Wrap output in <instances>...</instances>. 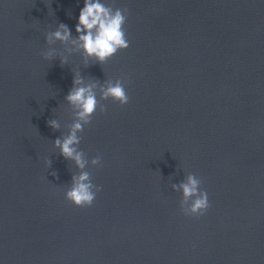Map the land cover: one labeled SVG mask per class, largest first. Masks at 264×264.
<instances>
[{"label": "water", "instance_id": "obj_1", "mask_svg": "<svg viewBox=\"0 0 264 264\" xmlns=\"http://www.w3.org/2000/svg\"><path fill=\"white\" fill-rule=\"evenodd\" d=\"M101 2L128 9L130 42L103 69L41 55L59 23L76 36L84 0H0V264H264V0ZM76 71L126 76L130 97L82 133L102 162L89 208L66 201L77 170L52 146ZM188 173L211 205L199 218L171 187Z\"/></svg>", "mask_w": 264, "mask_h": 264}, {"label": "clouds", "instance_id": "obj_2", "mask_svg": "<svg viewBox=\"0 0 264 264\" xmlns=\"http://www.w3.org/2000/svg\"><path fill=\"white\" fill-rule=\"evenodd\" d=\"M46 6L49 12L50 6ZM51 14L54 15L52 8ZM128 15L127 8H115L102 3L101 0H84L75 27L76 36L73 37L66 24L59 23L55 31H49L45 35L48 48L41 53L42 58L45 61L59 59L60 66L64 67L69 65L70 56L79 53L85 68L99 64L103 69L108 61L130 47L125 27ZM57 43L64 46L62 52L53 47ZM72 73V88L65 96V102L73 113V122L67 126V134L52 141V146L54 151L77 170L72 174L70 186L65 191L66 201L76 208H89L93 205L97 193L102 191V187L92 182V174L86 169L89 165L93 168L101 167L102 162L100 156L89 161L86 153L80 149L82 133L85 127L91 124L97 110L100 114L106 112L102 101L111 100L121 107L129 103L130 97L126 91L128 78H108L101 83L94 77L85 78L79 71ZM47 126L53 131L61 129L58 119L48 120ZM43 162L49 170L52 166L51 158H45ZM51 175L58 178L56 172ZM201 185V179L194 173H188L182 183L171 186L173 191L182 193L180 210L184 216L199 218L210 208L208 193L202 190Z\"/></svg>", "mask_w": 264, "mask_h": 264}]
</instances>
